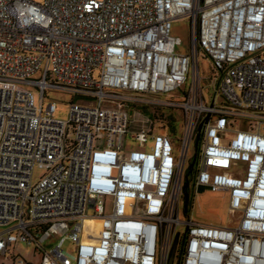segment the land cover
<instances>
[{
	"label": "built area",
	"instance_id": "built-area-1",
	"mask_svg": "<svg viewBox=\"0 0 264 264\" xmlns=\"http://www.w3.org/2000/svg\"><path fill=\"white\" fill-rule=\"evenodd\" d=\"M191 187L228 193L231 223L182 221ZM0 230L41 264H264V0H0Z\"/></svg>",
	"mask_w": 264,
	"mask_h": 264
},
{
	"label": "rangeland",
	"instance_id": "rangeland-1",
	"mask_svg": "<svg viewBox=\"0 0 264 264\" xmlns=\"http://www.w3.org/2000/svg\"><path fill=\"white\" fill-rule=\"evenodd\" d=\"M36 3H42L43 0H33ZM172 36L178 38L182 42V46L178 48V51L182 53H188L190 47V40H191V31H190V20L186 17L177 19L172 25ZM200 70L202 78L204 79L203 88L204 93L207 100L211 101V94L213 87L210 85V78L212 75V62L209 59H200ZM192 80V76L188 85H190ZM37 104L40 105V97L38 92L35 91ZM54 102L57 106V113L56 118L58 120L67 121L70 115V103L71 98L66 97L62 94L58 93H49L47 98L44 102L45 108L48 106L49 103ZM164 114L168 117L165 123L162 121L156 122V133H167L172 138V143L175 148V152L177 157L181 156L182 151V139H183V118L182 115L177 111H165ZM154 121L156 119L153 117ZM164 124L167 128L162 130ZM136 129V127H134ZM136 147L132 146V149ZM200 152V147H195V144L192 145L190 149V158L194 157L196 153ZM189 167V166H188ZM41 171L37 170L35 176L38 177L41 175ZM186 176V175H185ZM195 190L193 187L189 189V194L191 196V203L186 210L185 205L181 204V220L186 221L188 217L192 219V221L200 224L205 225H228L232 221V216L229 213L230 207V195L225 192H212V191H204L201 193L195 194ZM195 195V199L193 196ZM109 202H112V199H109ZM92 216V213L90 214ZM182 233L186 232V228L182 227L180 229ZM1 232V230H0ZM59 236L54 235L49 242L58 241ZM63 250L68 253L72 254L75 252L72 243L67 241L64 246ZM16 253L19 258H27L29 260L38 262L40 259L36 246L35 245H25L20 244L16 247ZM35 257V259H34ZM0 264H12L11 256L2 257L0 256Z\"/></svg>",
	"mask_w": 264,
	"mask_h": 264
},
{
	"label": "crops",
	"instance_id": "crops-1",
	"mask_svg": "<svg viewBox=\"0 0 264 264\" xmlns=\"http://www.w3.org/2000/svg\"><path fill=\"white\" fill-rule=\"evenodd\" d=\"M20 244H18V245H14V246H12L11 248H10V250H9V254H8V256H11V258H12V264H15V259L16 258H18L20 255H18L17 253H16V247H18ZM38 255H39V257H40V259L38 260V262H35V261H32V260H29V259H27V258H25L28 262H30L31 264H41V261H42V256L38 253ZM1 256V255H0ZM3 257V256H2ZM34 259H35V257H34Z\"/></svg>",
	"mask_w": 264,
	"mask_h": 264
},
{
	"label": "bare ground",
	"instance_id": "bare-ground-1",
	"mask_svg": "<svg viewBox=\"0 0 264 264\" xmlns=\"http://www.w3.org/2000/svg\"><path fill=\"white\" fill-rule=\"evenodd\" d=\"M86 226H91L95 228L97 231L100 229V222L95 220H88L86 223Z\"/></svg>",
	"mask_w": 264,
	"mask_h": 264
},
{
	"label": "water",
	"instance_id": "water-1",
	"mask_svg": "<svg viewBox=\"0 0 264 264\" xmlns=\"http://www.w3.org/2000/svg\"><path fill=\"white\" fill-rule=\"evenodd\" d=\"M185 201H186V203L188 202V194H186V196H185Z\"/></svg>",
	"mask_w": 264,
	"mask_h": 264
},
{
	"label": "trees",
	"instance_id": "trees-1",
	"mask_svg": "<svg viewBox=\"0 0 264 264\" xmlns=\"http://www.w3.org/2000/svg\"><path fill=\"white\" fill-rule=\"evenodd\" d=\"M156 118H157V115H156Z\"/></svg>",
	"mask_w": 264,
	"mask_h": 264
}]
</instances>
